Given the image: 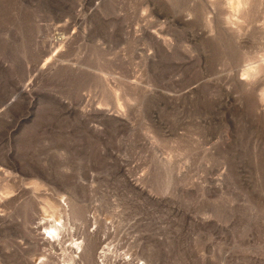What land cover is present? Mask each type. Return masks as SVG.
<instances>
[{
    "label": "rangeland",
    "instance_id": "374dc122",
    "mask_svg": "<svg viewBox=\"0 0 264 264\" xmlns=\"http://www.w3.org/2000/svg\"><path fill=\"white\" fill-rule=\"evenodd\" d=\"M0 264H264V0H0Z\"/></svg>",
    "mask_w": 264,
    "mask_h": 264
},
{
    "label": "bare ground",
    "instance_id": "6f19581e",
    "mask_svg": "<svg viewBox=\"0 0 264 264\" xmlns=\"http://www.w3.org/2000/svg\"><path fill=\"white\" fill-rule=\"evenodd\" d=\"M51 232H53V231H51ZM51 232H50V233H51ZM54 234H55V233H54ZM57 236H58V235H57ZM54 239H55V238H54Z\"/></svg>",
    "mask_w": 264,
    "mask_h": 264
}]
</instances>
